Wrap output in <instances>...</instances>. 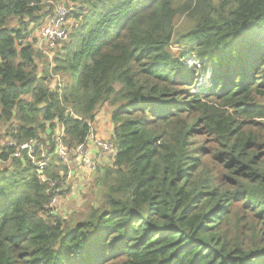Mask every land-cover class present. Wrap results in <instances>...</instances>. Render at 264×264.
Wrapping results in <instances>:
<instances>
[{"label": "trees", "instance_id": "16d2710c", "mask_svg": "<svg viewBox=\"0 0 264 264\" xmlns=\"http://www.w3.org/2000/svg\"><path fill=\"white\" fill-rule=\"evenodd\" d=\"M49 1L0 0V264H264V0H69L40 72ZM106 104L117 154L100 205L68 226L53 132L85 143Z\"/></svg>", "mask_w": 264, "mask_h": 264}, {"label": "rangeland", "instance_id": "374dc122", "mask_svg": "<svg viewBox=\"0 0 264 264\" xmlns=\"http://www.w3.org/2000/svg\"><path fill=\"white\" fill-rule=\"evenodd\" d=\"M50 5L63 3L65 7L69 8V10H73V3H70L69 0H50ZM74 20L72 18H68L65 20L64 25L56 24V27L59 31L58 38L53 43H48L45 46V50L41 52H46L47 54L42 53L43 57L37 59V62L40 64V67L43 69L44 65H48L51 60L53 59L54 54H56L60 46L64 44V41L66 40V37L70 31V25L74 24ZM191 27V21L185 17H181L177 20V38L181 35L187 32V30ZM66 30V36L61 37L63 30ZM38 34V32H37ZM61 37V38H60ZM176 41L172 42L170 45V51L179 56L182 50L181 47H179L176 43ZM38 49V48H37ZM39 50V49H38ZM180 50V51H179ZM185 61L189 64H193L197 66L199 70L202 69V65L198 60L194 58L193 55H188L184 57ZM206 76H208L206 74ZM63 82H70L72 81V78L70 76H62ZM53 81H57V75L54 76L52 79ZM57 83V82H56ZM56 86V84H55ZM54 86V87H55ZM256 103L264 106V96H258L254 100ZM94 128V127H92ZM6 129L7 126H4L2 128V137H1V143L2 145H5L8 142V136L6 135ZM63 132L61 131V125L59 123H56V128L53 132V140L58 136H60ZM72 155V154H71ZM70 155V158H71ZM110 156V155H108ZM111 157V156H110ZM98 172V170H97ZM96 172V173H97ZM98 174V173H97ZM97 174L93 175L92 178L89 181V189L86 191V193L81 194L83 200L80 202H71L73 194H75V191L70 190L68 193H64L57 197V208L55 210L58 212L60 217H63L65 219L66 224L68 226H74L77 222L82 221L86 219L88 214L91 212V209L93 207H97L101 203V196H102V189L100 186L96 183ZM68 204H70L71 208H67Z\"/></svg>", "mask_w": 264, "mask_h": 264}, {"label": "built area", "instance_id": "2783aa9c", "mask_svg": "<svg viewBox=\"0 0 264 264\" xmlns=\"http://www.w3.org/2000/svg\"><path fill=\"white\" fill-rule=\"evenodd\" d=\"M55 7H56V12H55L54 16H52L47 21V23L42 27V29L39 31V35H38L39 42L37 43V46L41 51L45 50L46 44L48 45V43H53L58 38L59 31L56 27V24L64 25L65 20H67L69 17L73 19V17L71 16V10H69V8L65 7V5L63 3L55 4ZM64 36H66V30L65 29L63 30L61 37H64ZM67 37H68V35H67ZM67 37H66V39H67ZM60 82H61V79L59 76H57V83H60ZM57 83H56V85H57ZM93 132H94V130L92 128L91 134L86 138V142L79 144L77 147H75L73 149H68L65 146L63 139H62V136H63V133H62L60 136L57 137V139L55 138V142H56L55 153H56V155L63 162H65L66 164H69L70 155L71 154H77L79 156V158L82 160V162L84 161L85 164L92 171L96 172V170L98 169V164L94 158L90 157V150L88 147V143L93 141V143L96 145V148L98 149V151L100 153L110 155L112 158H114V156L117 154V148H116V145L112 139H105V138H102V137L96 136V135L94 136ZM8 141H9L10 145L16 146L15 141H13L11 138H8ZM34 146L35 145L32 142L24 143L22 145L17 146L18 150L15 153V156L19 157L20 156V150H22V149H27V150H29V152L31 154H33ZM42 156L45 157V154H43ZM33 159H34L36 166L38 167L39 177H40L41 181L47 182L48 178L44 173V170L46 167V162L41 161V160H35V158H33ZM71 176H72L71 173H68L65 183L68 181V179ZM52 185H55V182H53ZM63 190H64V187H60L57 190L58 195L54 196V200H53V203L51 205L54 209L57 208V197L62 195L65 192V190L64 191ZM55 212H57V211H55Z\"/></svg>", "mask_w": 264, "mask_h": 264}, {"label": "crops", "instance_id": "0c3cea01", "mask_svg": "<svg viewBox=\"0 0 264 264\" xmlns=\"http://www.w3.org/2000/svg\"><path fill=\"white\" fill-rule=\"evenodd\" d=\"M45 54L47 53L45 52ZM42 71L43 69L41 68L40 72ZM56 82L57 81H52V86H55ZM111 113V106L107 104L102 106L93 123L94 136L96 135L105 139H112L114 124L111 121ZM61 131H63L62 126ZM88 147L90 150V157L97 161L98 169L104 166H111L113 164L114 158L108 156L107 154L100 153L93 141L88 143ZM67 165L69 173H71L72 176L63 185L65 190L64 193H68L70 190L75 191L70 203L75 201L80 202L83 200L81 194L86 193L89 189V181L93 175L97 174V171H92L84 161L82 162L77 154H72L70 162ZM67 208H71L70 204H68Z\"/></svg>", "mask_w": 264, "mask_h": 264}]
</instances>
